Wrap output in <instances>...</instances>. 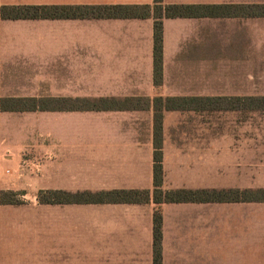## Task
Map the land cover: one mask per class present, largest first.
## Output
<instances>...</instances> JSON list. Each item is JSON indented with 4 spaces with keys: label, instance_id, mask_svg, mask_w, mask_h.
Wrapping results in <instances>:
<instances>
[{
    "label": "crops",
    "instance_id": "obj_1",
    "mask_svg": "<svg viewBox=\"0 0 264 264\" xmlns=\"http://www.w3.org/2000/svg\"><path fill=\"white\" fill-rule=\"evenodd\" d=\"M217 6L215 17L162 20L154 83V20H0V264H153L154 213L161 264H264V203L43 205L39 192L154 190L157 98L251 97L258 63L256 3L162 0ZM0 6H154V0H0ZM238 6L237 16L229 7ZM247 7L246 10H243ZM247 12L248 16H244ZM210 80L248 90L209 92ZM41 101L20 110L7 100ZM148 99L145 108L81 111L80 100ZM57 100L55 103L53 101ZM194 111H165L163 191L264 190V122L222 123L214 135ZM229 128H232L229 130ZM259 177V179H258Z\"/></svg>",
    "mask_w": 264,
    "mask_h": 264
},
{
    "label": "trees",
    "instance_id": "obj_2",
    "mask_svg": "<svg viewBox=\"0 0 264 264\" xmlns=\"http://www.w3.org/2000/svg\"><path fill=\"white\" fill-rule=\"evenodd\" d=\"M217 6H164L162 0H154V6H115V7H79L74 10V14H67V8L60 7H35V6H0V20H40L56 19L62 17H79L81 19H146L152 17L154 20V83L158 84L161 77L162 66V20L174 18H195V17H215L217 16ZM234 11L233 16L239 12L238 6L229 7ZM244 7L243 10H246ZM251 16L264 18V5L251 7ZM244 16H248L247 12ZM57 103L58 101H53ZM80 102L81 111L100 110H127L132 108L148 107V99L135 100H115L98 99ZM8 103L12 108L20 110L41 109V101L33 99L27 100H7L1 102V109H5ZM153 107V146H154V166L153 182L154 190L151 195L148 191H111L89 193L83 192L71 195L61 191L39 192L37 200L43 205L61 204H147L150 199L156 205L172 203H238L256 202L264 203V190L256 192H192L186 190L163 191L162 173V120L165 111H194V112H220V111H250L264 112V97L256 98H157L152 102ZM22 200L20 195L14 192H0L1 205H20ZM154 239H153V264H161V216L158 211L154 213Z\"/></svg>",
    "mask_w": 264,
    "mask_h": 264
},
{
    "label": "rangeland",
    "instance_id": "obj_3",
    "mask_svg": "<svg viewBox=\"0 0 264 264\" xmlns=\"http://www.w3.org/2000/svg\"><path fill=\"white\" fill-rule=\"evenodd\" d=\"M216 1V0H214ZM225 2H236V3H256V5H264V0H225ZM252 7V6H251ZM252 12V10H251ZM257 51L258 63L264 61V18H257ZM258 68H263V71H258V78L255 81H250L251 91L255 90L257 95L251 97H237V98H256L264 97V66H258ZM248 82L242 80H210L209 81V92H232V91H243L248 90ZM217 97V96H213ZM222 98H236V97H222ZM202 112V111H201ZM199 112V113H201ZM202 115L189 116L187 114H182L180 118L189 119L198 118L202 120H207L209 123V134L214 135L217 131V127L222 125V123L233 122V121H243V120H256L258 122H264V112H250V111H220V112H202ZM232 128H229L231 130ZM259 179V177H258Z\"/></svg>",
    "mask_w": 264,
    "mask_h": 264
}]
</instances>
